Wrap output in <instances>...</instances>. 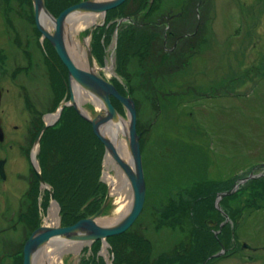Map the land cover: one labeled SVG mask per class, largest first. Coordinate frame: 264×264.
<instances>
[{"label":"rangeland","instance_id":"rangeland-1","mask_svg":"<svg viewBox=\"0 0 264 264\" xmlns=\"http://www.w3.org/2000/svg\"><path fill=\"white\" fill-rule=\"evenodd\" d=\"M144 1L131 3L129 12L135 7L139 10L144 8ZM199 1H202V7ZM188 3L191 11L188 9L185 13ZM53 5L56 7V10L53 8L54 14L57 15L59 5L56 2ZM154 7L151 19L144 15V8L139 11V15H134V21H125L120 25L118 35L122 38L120 47L123 52L120 73L115 72L118 65L114 33L99 39L103 65H98L92 59L97 66L96 73L102 79L107 81L117 79L135 89L131 92L122 89L119 93L123 96H133L137 106V127L141 131L147 197L143 212L129 231L147 228L145 232L153 242L154 256L170 249L173 244L177 245L179 241H187L191 236V230L198 222L204 226L206 224L205 227L210 229L211 235L193 232L192 234L196 235L190 240L196 250L195 253L200 254L196 263L199 264L210 254L220 251L221 244L213 232L218 230L219 224L225 220L223 215H215L216 212H220L217 209L220 205L228 214L226 219L228 222L219 238L225 242L226 252L236 251L235 254L219 259H210L208 264H264V0H155ZM178 11L181 14L176 15ZM31 12L34 13L32 0H0V129L3 133L0 141V161L4 162L5 175L4 179L0 177V210L7 208L14 214L35 212L33 209L29 210L31 199L27 192L33 181V169L35 166L36 170L38 168L37 163L34 167L33 162L31 163V158L34 157V139L41 126L47 124L45 118L56 110L54 91L50 86L51 74L64 78L62 84L66 90L65 96L70 92L65 85L67 71L59 62L52 47L44 48L50 44L44 43L36 32L35 24L28 20L27 15ZM157 15L163 22H154ZM97 19L95 25H100L104 21L102 16H97ZM119 19L121 18H118V15L112 16L109 26L117 24ZM145 20L153 22L151 27L145 29V36H156L157 33L162 35L165 30L169 32L175 30L177 34L187 33L189 30H195L198 25L199 31L210 33L211 50L206 47L208 45L205 40L201 42L202 38L193 39L195 46L185 60L194 59L195 63L191 62L190 65L182 67L179 74L174 77L170 75L168 78V83L172 80L178 85L162 84L161 78H158L160 72L150 77L146 69L148 65L145 64L146 61L144 62L147 56L133 54L130 47L131 43L135 42L132 34L136 32V28L140 30L136 32L137 34L142 33L141 28H145L147 24L144 27H140L139 24ZM242 22L249 28L243 39L236 42L238 38L233 35ZM129 25L134 26L133 29ZM91 26H80L74 36L67 33L65 35V41L74 45L72 54L78 61H81L83 55L87 60L92 43L88 37ZM158 27L163 31L160 32L161 29ZM52 29L50 25L49 32ZM123 30H128L130 35H127V38H123ZM231 37L235 40H231ZM223 38L231 42L230 45L226 46L224 43L220 47ZM155 39L160 40V44L163 43L160 38ZM187 41L189 42L190 38ZM192 52L194 58L190 56ZM49 56L51 58L53 56L54 63H46L45 58ZM207 59L211 61L208 74L205 71ZM194 64L195 67L192 68ZM222 65L227 66L229 71L227 90L233 95L229 97L226 93L222 96L219 94L211 100L204 98L200 105L194 104L196 95L191 92V86L194 84L200 96L203 95L202 89L212 92L208 87L209 82L217 93L222 91L223 82L217 80L221 78ZM252 65L254 69L256 68L255 71ZM157 67L158 65L153 69ZM195 69L197 77L193 72ZM202 71L205 72L202 74ZM156 78L158 80L153 83ZM169 90L175 92L166 101L163 94ZM180 93L185 96L180 97L178 95ZM79 99L81 104L78 105L83 114L91 119L95 118L101 107L84 95H80ZM158 101L160 106L157 105ZM226 105L230 108L225 107ZM116 108L128 123L129 118L123 106L116 102ZM193 110H200L199 120L202 121L203 128H198V119L194 118ZM227 123H231L229 132L233 136L230 143L225 137V144L213 143L208 131L213 130L215 126L220 129ZM196 132L202 135L201 146L204 152H199L195 148L192 151H185L188 148L187 142L194 144ZM121 137L124 138L122 135ZM230 155L233 156L234 162L229 159ZM106 157L104 153L100 164L102 172L99 181L105 184L109 191L110 206L100 217L99 225L111 227L116 224L114 220L120 216L122 209L129 205L132 190L129 183L122 179L120 169L113 162L105 163ZM196 161L198 164H195V169L191 171L189 164ZM235 171L238 176L234 178L232 184V187L237 184L235 192L220 197L216 193L231 186L222 180ZM249 173L252 174L250 177L247 176ZM200 180H206L207 189L213 194L208 197L209 200L201 204L204 207L203 212L197 215L198 222L191 220L189 214L181 216V224H178L180 219L173 224L163 225L161 220L159 222L156 216L158 209L167 207L171 199H179V194L196 188L191 185ZM43 191L44 188H39L38 194L42 198H38V205L42 202L41 205L44 207ZM41 205L38 225L50 226L51 224H47L45 220L54 203L49 202L44 212ZM56 207L58 214V206ZM8 217V215L0 217V227L5 226V223L1 225L3 221L10 220L6 222V229H9L14 220H11L12 216ZM58 222L59 216L57 223L54 222L51 227L57 226ZM156 222L160 224L161 232H156ZM214 222L217 223L216 226L209 225ZM17 228L19 230L14 235L17 236L19 247L22 248L32 228L22 229L20 226ZM244 242L249 244L250 248L245 247ZM89 244L83 243L84 246L79 251L76 244H68L69 251L66 249L61 252L56 259L54 255L53 260L48 259L49 262L43 257L44 253H47L44 251L41 256L36 255L34 264H79L80 258H83L80 257L81 251L89 247L87 246ZM104 245L102 242L99 245L101 246L99 256L108 264H116L113 260L116 258L115 252L112 255L110 245L107 243V248ZM4 248L0 250L4 251ZM15 249L16 246L13 247L10 243L9 250L13 252ZM124 250L123 247L122 253ZM90 255L85 257L89 256L94 260V253L91 252ZM1 260L0 256V264H8L6 259Z\"/></svg>","mask_w":264,"mask_h":264},{"label":"trees","instance_id":"trees-1","mask_svg":"<svg viewBox=\"0 0 264 264\" xmlns=\"http://www.w3.org/2000/svg\"><path fill=\"white\" fill-rule=\"evenodd\" d=\"M54 1L59 5V10L57 9V15L54 14L53 10V8L56 10V7L53 5L55 3ZM80 1L82 0H45V3L47 10H49L53 16L57 17L58 14L68 8V6L78 4ZM140 1L141 0H128L119 8L108 12L106 14L107 23L112 20V16L114 15H118V18L127 17L128 15L131 17L132 21H134V15H139V11L144 8V15L151 19L155 7L154 3L149 6L147 0L144 1L146 3L143 2L144 8L139 10L135 7L133 11L129 12L130 4L133 2L138 3ZM27 16L28 20L30 19L29 21L34 24L33 12L29 13ZM157 21L158 20L156 19L154 22ZM152 23V20H145L141 22V24H139L140 27H144L145 24H147L145 28H141L142 33L137 34L136 32H139L140 30L139 28H136V32L134 31L132 34V38H134L135 42L131 43L130 47L133 49L132 52L134 55H145L147 48L150 47L151 41L154 40L157 35H161L160 33H157L156 36H145V29L151 27ZM129 27L133 29L134 26L132 27L129 25ZM113 31L114 26L106 27L105 24L99 28H96L92 33L91 42H95L94 50L98 54L99 61H101L102 57L99 39L102 36H109L113 34ZM161 31H163V29H161L160 32ZM163 33L164 31L162 32V35ZM127 35L128 30H123V38H127L130 34L128 36ZM117 39L118 44L116 49V58L120 72V66H122L123 62V52L120 47L122 41L121 35H118ZM146 59H144V62ZM152 59L154 60V57H152ZM165 60L166 57L161 59V61ZM145 64L147 65L148 63L145 62ZM149 65L146 67V69H148L149 75L153 77L155 73H158V71L157 69H153L154 67L150 68ZM150 66H154V64ZM162 75H164V73L158 75V78ZM158 78H156L153 83L156 82ZM63 80L64 78H62L60 75V78L57 80V85H53L52 83L54 89L58 91L57 98L55 99L56 104L62 100L63 97V91L65 88L62 84ZM118 90L120 92L122 88H118ZM134 90V88H131V91ZM163 99L166 101L169 100L170 95L165 92V94H163ZM116 102L112 100V104H114L115 109H117ZM157 105L160 106L159 101ZM59 118V121L54 126H52V128H48L42 134L38 150L39 153L37 155V162H39L43 183L49 187L53 194L54 201L60 205L61 225L68 227V225H72L78 222L80 219L89 218L90 216L94 215L97 211H99L104 203L103 201L107 194V188L105 184L99 181V176L102 172L100 164L102 162L105 149L101 145L100 141L95 138L90 124L85 119L80 117L74 108H64ZM33 184L34 187L30 189L27 195L32 196V203L34 206L33 210L37 213L36 198L38 197V181L36 178ZM49 199V194L47 191H44V205L48 206L47 204ZM130 232L131 231H127L119 237H114L108 240V243L111 246L119 247V249H123V247L125 248L124 252L122 253L123 258L118 257V262H116V264H154L152 261L149 263V260L145 259L146 257H149L150 259L152 257L150 246L147 241L145 239L132 240ZM92 246V252L94 253L93 257L95 259L93 260L91 257H83L80 261V264H105L103 259L96 257V253L100 249L99 242L94 243ZM140 248L142 249L141 251H135L139 250ZM139 259L145 260L143 262L139 261L136 263L135 260Z\"/></svg>","mask_w":264,"mask_h":264},{"label":"water","instance_id":"water-1","mask_svg":"<svg viewBox=\"0 0 264 264\" xmlns=\"http://www.w3.org/2000/svg\"><path fill=\"white\" fill-rule=\"evenodd\" d=\"M126 0H89L81 1L79 4L69 6L67 9L59 13L58 17L54 18L48 10L45 8L44 0H32L33 11H34V22L36 29L42 34V36L49 41L55 53L61 63L67 69L68 74V85L70 88V83L72 80L79 85L82 90L87 91L92 95L101 110L95 115V118L91 119L86 117L81 111V107L76 103L74 96L69 93V101L62 103L59 107L58 113L64 107H72L76 110L80 117L88 121L91 125L93 134L99 139L103 147L105 148L106 156H109L112 162L120 169L121 173L124 175L125 180L129 183L130 190H132L131 207L128 210V214L121 219V221L115 225L101 226L97 224L103 211L107 208L109 204L110 195L108 194L104 200L103 206L99 209L95 215L89 217L88 219L79 220L77 223L70 225L68 227H43L40 226L36 229L25 242L23 247L24 257L23 264H34L35 257L39 251L44 248L49 242L60 239L64 242H76V243H90L93 241L105 240L114 235H120L122 232L129 229L133 222L139 217L146 199V181H145V171L143 170V159H142V149L140 148V135L137 131V108L133 98L130 96L123 97L117 90L108 83L106 80L101 79L96 73L91 72L93 68V62L91 59L90 51L87 57L88 69H80L72 60L70 53L67 51V46L65 42V26L67 24V19L72 14H95L99 16H104L106 12L111 11V9L117 8ZM153 0H151L152 2ZM44 12L46 16L52 21V31L47 32L39 21L40 13ZM114 98L125 108L128 115V131L126 137V146L129 150V156L131 158L130 163L125 162L114 148L112 142L107 137L102 134L103 127L106 124H111L117 122L121 115L114 109L111 105L110 98ZM59 116V115H58ZM57 116V117H58ZM123 119V118H122ZM50 125H44L41 131L35 139V145L39 143V139L42 133ZM2 131L0 129V141L2 140ZM3 161H0V175H3ZM38 178L41 181V177L38 174Z\"/></svg>","mask_w":264,"mask_h":264},{"label":"flooded vegetation","instance_id":"flooded-vegetation-1","mask_svg":"<svg viewBox=\"0 0 264 264\" xmlns=\"http://www.w3.org/2000/svg\"><path fill=\"white\" fill-rule=\"evenodd\" d=\"M190 3V2H189ZM189 3L187 4V8L185 9L187 13L188 9L191 11V6L189 5ZM202 1H199V5H201ZM203 5H201L202 7ZM179 13V12H178ZM157 22L161 23L162 18L160 16L157 15ZM240 19V17H239ZM238 19V20H239ZM150 23V22H148ZM241 24H243L244 26H242ZM170 28V25H168ZM197 28L195 30H189L187 33H176L175 30H170V32L164 31L163 35H157V38H160L163 43L160 44V40L158 39H154L151 41L150 43V47L147 48L146 51V62L148 63L147 65H153L154 66H150L149 67L153 68L156 65H158L157 67V71L160 73H164V75L159 76L162 80V83H164V85H169V84H175L178 85L177 83L173 82L172 80L168 83L167 80L170 77V75H173V77L177 74H179V72H181L180 70H182V67H186L187 65L193 64V62L195 63V60L192 59L193 61L189 60L187 61V59L185 60V58H187L189 56V53L193 50L195 44L193 45V39L195 38H202L201 42H203L205 40V42H207L206 46L208 49L211 50V36L210 33L207 31H199V25L196 26ZM239 28H237V31L235 32V36L236 38H238L236 40L237 41H241L244 37V35L246 34L247 30L249 27H246V25L244 24V22L239 23ZM242 27V28H241ZM167 28V29H168ZM240 30V32H239ZM190 38V41L188 42L187 40ZM224 41L221 42V44H219V46L221 47V45H223L224 43H226V46L230 45L226 38H223ZM235 40L233 37L231 38V40ZM227 41V42H226ZM171 44V45H169ZM186 45V48H184V46ZM225 46V47H226ZM151 53V54H149ZM187 54V56H186ZM192 55V58H194V52H192L190 54V56ZM152 57H154V60L152 59ZM165 61H161V59L165 58ZM158 59V60H157ZM173 64V65H169V64ZM211 63L210 60L207 59V64H206V70L207 74L209 73L208 69H211ZM208 65V66H207ZM195 67V64L193 65L192 68ZM191 68V67H190ZM253 68V65H252ZM222 75L221 78L217 79V80H221V83L223 82V87H222V91H220L219 93H217V91L214 90V88L212 87V83L209 82V90L212 92H207V90H201L203 92V95L200 96V92L198 90V88L196 87V85H192L191 86V92H193V94L196 95V99L194 100V104L200 105L201 100H203L204 98H207L209 100L213 99L214 96L216 95H224L225 93L227 94V96L230 97V95H233V93L231 91H228V79H229V71L227 69V66L225 67L224 65H222ZM253 70L255 71L256 68ZM202 71V74L203 72ZM193 72H195V76L197 77V70L195 69ZM149 75V74H148ZM151 77V76H150ZM225 80V82H224ZM130 86V85H128ZM126 86V89H129V87ZM228 91V92H226ZM193 96V95H192ZM193 99V98H192ZM196 106V105H195ZM227 107V105L225 106ZM227 108H230L227 107ZM226 108V110H227ZM194 109V108H193ZM211 110V109H210ZM200 110L196 111L193 110L194 118L198 119V124L199 127L198 128H203V124L202 121L199 120L200 117ZM191 128V126H190ZM231 128V123H227L226 125H224V127L222 128H218L217 126L214 127L213 130L208 131V135H210L213 140L212 142H216L221 143V144H225V138H227L228 143H230L231 138H233L232 134H230L229 129ZM197 134L195 135V142L194 144L192 142H187V146L188 148L185 151H192L195 149H198L199 152H204L203 151V146H201V139H202V135L200 134V132H196ZM203 154V153H202ZM214 159V158H213ZM226 159V158H225ZM229 159L234 162L233 156H229ZM223 160L220 161V164L222 165ZM195 164H198L197 161L194 164H189L191 171H193L195 169ZM237 173V171H235L234 173L230 174L227 178H225V180H222V182H225L226 180H228L229 178H233V176ZM206 180H200V181H195L194 183H192L191 186H196V188L192 189L191 191H186L185 194H183V196L185 197V203L184 205L181 206H175L174 208H164V209H158V211L156 212L159 219L162 221L163 225L165 224H173L176 223V221L178 219H180V222L178 224H181V216H185L186 214H189L191 217V220H194L195 222L197 221V215L203 212L202 208L204 207L201 204H196L195 206H191L190 203L193 202V198L194 197H199V200L203 201V198L207 195V189H206ZM182 194H179V196H181ZM155 212V211H153ZM216 212V210H215ZM24 214V215H23ZM27 213H23V212H18L12 213V211L10 209L7 208H2V210H0V217L2 215H8L9 217L12 216L13 219H11L12 221L14 220V222L9 226V229H6V222L10 220H6L3 221L1 225H4L3 227H0V248H4V251L0 250V256H1V261H3L4 259H6L8 261V264H22L23 263V247H19V242L16 239L17 236L14 235V233H17V231L19 230V228H17V226H20L22 229H26V228H32V217H28L26 215ZM15 215V216H14ZM215 215L219 216V215H223L226 217L227 213L226 211L224 212H216ZM8 217V218H9ZM196 224V223H194ZM210 226H216L212 225V223L209 224ZM227 222H221L219 224V229L217 231H215V234L217 235V239L218 242H220L222 245L225 246V251L222 252L223 254L221 256H227V255H231V254H235L236 250H231L230 252H226L227 251V247L225 242L221 241L219 238L220 233L222 234L224 231V229L226 228ZM206 226V224H205ZM203 224L201 223H197V225L191 230V236L187 241H179L176 244H173V246L170 249H166L161 251L158 254H155L153 256L154 253V246L153 243L151 245L150 248V252H151V259L149 257H146L145 259L149 260V263L152 261V263L156 264V263H161V264H167L168 261H163V256L162 255H166L168 257H174L176 256V258L179 256V261H175V257L173 259V262L175 264H196L199 261L200 258V254L195 253L196 250L195 248L192 247L191 241L193 240L194 236L196 234H192L193 232H199V233H204V234H210V229H208V227H205ZM147 229V228H146ZM144 230V229H143ZM162 230V228H161ZM138 233H141V230H137ZM137 231L134 230L133 232L137 234ZM172 231V230H170ZM31 234V233H30ZM28 238V237H27ZM26 238V240H27ZM25 240V241H26ZM17 243H16V242ZM10 243L11 245L14 247V245L16 246L15 251H11L10 249ZM25 244V242H24ZM23 244V246H24ZM113 246L112 248V255L115 252V256L116 258L113 259L114 261L118 262V257H122V249H119V247ZM142 249L140 248L139 250H135L136 252L141 251ZM180 250L182 253H180ZM120 254V256H118ZM213 254H210L209 256H207L204 261H202L200 264H208L209 263V259L210 256ZM248 257H250V254L248 255ZM145 259H139V260H135L136 263H138L139 261H144ZM213 259V258H212ZM166 260V259H165Z\"/></svg>","mask_w":264,"mask_h":264},{"label":"bare ground","instance_id":"bare-ground-1","mask_svg":"<svg viewBox=\"0 0 264 264\" xmlns=\"http://www.w3.org/2000/svg\"><path fill=\"white\" fill-rule=\"evenodd\" d=\"M100 1V0H99ZM98 15L95 14H72L69 16V18L67 19V24H66V28H65V35L70 34L72 36L75 35V32L77 30H79L78 28H80V26L83 27H88L91 26V24L96 23ZM101 17V16H100ZM39 21L41 23V26L48 32L49 31V26L52 25V21H50L49 17L45 15L44 12L40 13L39 16ZM66 42V41H65ZM66 46H67V51L70 53L72 60L74 61V63L80 68V69H84V70H89L88 69V63L86 62V58L84 57V55L81 58V61H78L76 59V57H74V55L72 54V43H67L66 42ZM97 70V66L94 65L93 68L90 70L91 72L96 73ZM97 74V73H96ZM70 91L71 94L74 96L76 103L79 104L80 103V95H84L86 96L89 100L91 101H96V99L90 95L87 91L82 90L79 85H77L73 80L70 83ZM81 104V103H80ZM98 105V103H97ZM58 115V111L53 113L52 115H49L45 118V120L47 121V124H52V122H54L57 118ZM128 123L127 121H125L124 119L120 118L119 120H117V122L115 123H111V124H106V126L103 127L102 130V134L104 137H108L110 139V141L112 142L114 148L117 149V152L119 153L120 157L127 162L128 164L131 161V158L129 156V150L128 147L126 146V137H127V131H128ZM124 136L123 137H121ZM37 145H35L33 153L34 156L37 154ZM106 164L108 163H112V160L110 159L109 156L106 157ZM122 179L124 181L127 182V180H125L124 175L122 176V173H120ZM116 182V181H115ZM117 184V183H116ZM114 185V184H113ZM131 203L132 201L130 200L129 205L125 208L122 209L120 216L118 218H116L114 220V223H119L121 221V219H123L127 214H128V210L131 207ZM53 207L50 209L48 216H46V222L47 224L50 223L51 225L55 222L57 223L58 221V215H57V207L56 205H52ZM97 224L99 223V220L97 221ZM50 225V226H51ZM68 244H76V247L78 248V251L84 246L83 243L79 242V243H71V242H64L60 239L54 240L49 242L46 247L42 248L38 254H40V256L42 255V253L44 251H46L47 253H44V258L48 259H52V257L54 256L55 259L58 256V254H60L61 252L65 251L67 249V251H69L70 248H67ZM75 246V245H74ZM75 247V248H76ZM105 248H107L106 244L104 245ZM64 249V250H63ZM37 254V255H38ZM46 255V256H45ZM45 260V259H44ZM46 260V261H47ZM49 262V260H48Z\"/></svg>","mask_w":264,"mask_h":264}]
</instances>
